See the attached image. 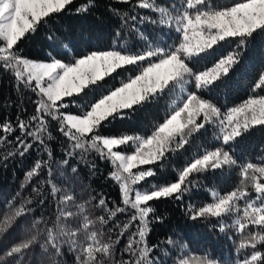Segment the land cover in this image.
I'll use <instances>...</instances> for the list:
<instances>
[{"label":"trees","instance_id":"obj_1","mask_svg":"<svg viewBox=\"0 0 264 264\" xmlns=\"http://www.w3.org/2000/svg\"><path fill=\"white\" fill-rule=\"evenodd\" d=\"M141 2L133 0L129 5L119 0H74L68 9L45 18L49 21L47 24L22 40L19 55L33 61L71 62L93 50L138 52L146 50L149 44L159 46L162 42L178 46L174 18L182 15L185 0H148L155 10L140 8ZM239 2L247 0H205V10H223ZM82 4L88 5L89 10L77 14L75 9ZM130 16H136V21L129 19ZM239 39L218 42L213 49H206L189 62L190 69L198 74L211 71L221 58L233 57L229 72L219 74L207 88L196 89L194 78L186 77L179 92L175 91V85L162 95L150 94L149 101L134 106V110H122L128 113L126 117L104 122L100 128L105 137L132 134L148 138L193 93L221 110L219 117H212L214 123L205 122L203 114L197 117L196 123L204 122L205 129H194L191 133L185 129L186 143L178 144L181 136L177 134L169 143L165 157L145 166L154 169L155 175L146 177L142 186L150 190L153 186L175 182L186 166L217 148L228 150L237 163L193 171L187 177L191 183L181 200L161 198L150 202L156 209L155 215L162 220L149 223L142 243H138L140 237L135 234L138 222L125 227L130 223L132 210L116 211L117 206L124 207L120 185L112 176L111 163L91 146L90 140L82 139V147H74L75 141L60 132L58 121L46 117L47 130L39 132L43 143L24 137L33 147L21 155L23 149L16 139L20 132L16 130L10 136L0 132V137H4L0 139V264H79L78 249L93 243L89 239L93 232L97 242L110 245L109 253H94L97 264H120L121 260L147 264L140 255L145 248L158 264H242L244 257L250 259L252 242L256 243L257 250L264 252V242L260 240L264 237V228L252 225L243 216L248 204L264 205L260 194L240 171L248 163L264 166V125H250L229 146L223 145L220 126V120L224 119L225 128L230 131L226 117L231 108L264 97V87H255L259 76L264 75V29L246 39L245 46H238ZM143 66H124L85 89L87 95L81 93L64 99L75 100L82 106L94 103L102 94L130 82L141 73ZM38 101V94L25 87L10 69L0 68V123L10 122L15 127L18 119L28 121L37 114ZM77 104L60 111L80 114L83 109ZM30 127L38 132V124ZM37 162L40 168H36ZM29 172L34 174L29 177ZM248 175L259 177L260 174L249 170ZM237 189L246 195L233 201L236 207L230 213L192 218L201 207L214 204L219 197ZM67 196L72 199L64 200ZM100 199L106 201V207L99 204ZM110 210L116 214L110 216ZM68 212L71 216L65 215ZM101 217L105 219L102 221ZM238 222L245 223L246 227L241 230ZM220 227L225 230L221 232ZM50 234L60 246L59 254L53 248ZM28 239L32 240L28 249L11 258L3 255V249ZM129 240L133 242L135 254L125 251Z\"/></svg>","mask_w":264,"mask_h":264},{"label":"snow or ice","instance_id":"obj_2","mask_svg":"<svg viewBox=\"0 0 264 264\" xmlns=\"http://www.w3.org/2000/svg\"><path fill=\"white\" fill-rule=\"evenodd\" d=\"M119 2L131 5L133 0H119ZM74 0H0V68L11 67L15 61L17 66L22 65L23 71L16 73L25 87H30L40 97L37 114L30 117L28 121L18 119L16 126L13 127L10 122L0 123V132L7 136L12 135L16 130L20 132L17 136V143L22 147L21 155L26 154L33 144L24 139L32 137L33 140L43 143V138L39 132L46 131L45 118L51 117L59 123V130L68 139L75 141L74 147H82L81 140L87 139L92 142L91 146L96 149L102 157H111L113 163H116L117 172L112 174L113 178L121 181L120 191L122 193V203L124 207L117 206L116 211L126 213L129 208L132 210L130 223L125 227H131L134 223H139V229L135 233L140 237L138 243H142L147 235L150 222L162 220L155 215L156 209L150 203L152 201L166 199H183L187 191V185L191 181L187 177L193 171L200 172L203 168L210 166L213 169H219L221 164L235 165L237 161L229 155L228 150L217 148L203 155L202 159L198 158L189 166H186L179 174L175 182L165 186H153L150 190H136L134 197L130 194L134 189L132 186L143 181L146 177L155 175L154 169L140 168L134 172L140 165H149L154 161H159L165 157L169 143L173 138L180 134L181 138L178 144H184L187 141V135L184 130L191 133L194 129H205V123H196L197 117L203 114L205 122L214 123L212 117L220 116V108L214 106V103L206 102L199 94L193 93L187 96L183 106L175 111L166 122L161 124L158 130L154 131L151 136L141 139L138 135H122V137H105L101 135L100 128L104 122L110 123L111 120L123 119L127 112L122 110H134V106L147 102L151 95H162L166 89L175 85H184L186 77H193L196 89H205L212 84L218 75L229 72L228 65H231L233 57L229 55L227 60L221 58L215 64L211 71L204 70L195 74L189 66L192 58L204 53L206 49H213L218 42H224L227 39L240 38L238 46H245L246 39L260 29H264V0H247L239 2L234 6L223 10H205V0H185V8L182 15L175 17V29L177 33L176 40L178 46H170L161 43L159 46L149 44L146 50L138 52H124L121 50H93L89 53L78 55L72 63H62L55 59L50 63L32 62L29 59H22L19 55V45L27 38L29 34H35L42 24H47L51 14H58L73 4ZM204 5V7H197ZM140 8L154 9V5L148 0H142ZM89 6L82 4L75 11L77 14L87 12ZM193 10V11H188ZM69 11H71L69 9ZM129 19L136 21V16H130ZM155 23V21H153ZM166 23V21H161ZM48 59V58H46ZM146 62V64H145ZM127 65H144L141 67V73L136 75L130 82L123 83L122 86L110 90L107 94H102L94 103L89 102L87 105H79L75 100H65L78 96L95 86L98 82L103 81L106 76L117 72L118 69ZM26 74V78H25ZM170 82H173L170 84ZM256 88L264 87V75L259 76V84ZM46 98V99H44ZM70 104H77L83 110L80 114L63 113L61 109H68ZM186 113V118L181 122L182 114ZM237 117H242L237 119ZM33 122H36L33 124ZM225 120H220L223 145L229 146L237 137L242 135V131H248L250 125H264V97L260 99L247 100L240 107H232ZM39 125L38 132H33L32 127ZM189 125L192 127L190 128ZM90 134V135H88ZM4 137H0L3 139ZM129 141H138L134 154L123 155L120 151H115L119 145H124ZM6 142V141H5ZM106 150V153H105ZM51 156V153H49ZM118 162V163H117ZM36 168H40L37 162ZM253 170L259 173L249 176L248 171ZM241 174L251 182L255 192L260 194V202L264 205V166H257L248 163L242 166ZM34 172H29L31 177ZM184 185V187H182ZM55 192L56 186L53 184ZM246 193L239 189L232 191L230 194L219 197L218 202L209 203L201 207L193 219L210 214L212 217H221L222 213H230L236 205L234 200L240 199ZM71 200L72 196L63 198ZM99 204L106 207L104 199L99 200ZM249 209L251 211H249ZM115 211H109V215H115ZM71 216V213H65ZM243 216L252 225L264 228V207L248 204L244 209ZM102 221L104 217L100 218ZM239 228L243 230L246 224L238 222ZM225 229L220 227V231ZM75 235V232L72 233ZM89 239L93 242L86 247H79L81 253L77 260L79 264H97L95 252L109 253L110 245L101 244L96 240V233L93 232ZM53 248L59 254L60 246L51 237ZM255 240V237H252ZM264 242V237H260ZM119 241H117L118 243ZM32 240H24L18 244H12L3 249L4 256L11 258L15 254L26 250L31 246ZM76 246V241H72ZM93 244L96 246L93 247ZM244 244H241V248ZM253 251L250 253V259L244 257L242 264H264V252L257 250L255 242L251 243ZM125 251L134 253V245L129 240L125 246ZM140 255L147 264H158L156 258H150L148 249H142ZM120 264H132L131 260H121ZM137 264H140L138 261Z\"/></svg>","mask_w":264,"mask_h":264},{"label":"rangeland","instance_id":"obj_3","mask_svg":"<svg viewBox=\"0 0 264 264\" xmlns=\"http://www.w3.org/2000/svg\"><path fill=\"white\" fill-rule=\"evenodd\" d=\"M0 46H2V45H0ZM111 50H113V49H111ZM117 50V49H116ZM22 59H24V58H22ZM32 62H45V63H50V62H52L53 60H50V61H33V60H31ZM61 61V60H60ZM74 61V60H73ZM73 61H66V63H72ZM62 63H65V61H61ZM0 63H3L2 61H0ZM136 67H137V65H136ZM6 68H8V69H10L12 72H13V74L17 77V75H16V73L18 72V71H23V66L22 65H20V66H17L16 65V62L15 61H13L12 62V66L11 67H7L6 66ZM140 74V73H139ZM138 74V75H139ZM18 78V77H17ZM25 78H26V74H25ZM181 86L182 85H176V87H175V91L177 92H179L180 91V88H181ZM39 96V95H38ZM39 98L41 99V97L39 96ZM44 99H46V98H44ZM175 113V112H174ZM173 113V114H174ZM172 114V115H173ZM186 113H184V114H182V116H181V122H183L184 120H185V118H186ZM237 119H241L242 120V117H237ZM226 125H227V123H226ZM141 139H146V138H142L141 137ZM137 143H138V141H129V142H127L126 144H124V145H119V146H117L116 148H114V150L115 151H120L121 152V154H123V155H130V154H134V151H135V148H136V145H137ZM105 153H106V150H105ZM107 159L109 160V162L111 163V165H112V167H113V173L114 172H117L118 170H117V167H116V163H113L112 162V160H111V157H107ZM118 163V162H117ZM146 165H140V166H138V168L137 169H134V172L135 171H138L140 168H144V169H150V168H147V167H145ZM116 180V179H115ZM118 183H119V185H120V183H121V181H119V180H116ZM142 184H144V180L143 181H141V182H138V184L137 185H134V186H132L133 187V189H134V191H133V193L132 194H130V198H132V197H134V192L136 191V190H146V186H142Z\"/></svg>","mask_w":264,"mask_h":264}]
</instances>
